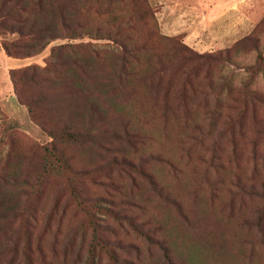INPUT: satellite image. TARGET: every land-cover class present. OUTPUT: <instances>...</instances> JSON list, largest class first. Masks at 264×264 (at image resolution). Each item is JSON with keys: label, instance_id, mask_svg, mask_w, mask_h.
Instances as JSON below:
<instances>
[{"label": "rangeland", "instance_id": "obj_1", "mask_svg": "<svg viewBox=\"0 0 264 264\" xmlns=\"http://www.w3.org/2000/svg\"><path fill=\"white\" fill-rule=\"evenodd\" d=\"M148 1L157 13L155 4ZM247 1L244 13L249 20L244 25L253 24L252 31L257 28L256 41L242 42L232 53L229 64L213 63L209 69L201 66L198 94L188 102L190 110L186 112L177 101L156 97L152 92L141 100L128 96L123 102L134 107H127L120 114L114 107L109 108L105 130L111 132L109 125L118 129L122 116L126 119L131 114L134 127L130 132L140 141L124 143L121 133L117 141L112 134L104 149L95 144L58 145L65 152L68 165L79 172L77 176L68 169L59 170L56 162L57 167L48 171L41 163L44 149L53 145L49 132L58 129L55 122L65 117L50 111L48 116L40 104L28 106L17 97L11 82L14 72L43 68L50 50L29 59H10L0 37V174L24 182L9 190L27 192L20 197L18 205L32 213L28 218V256L24 234L16 223L9 240L0 238V264H169L158 243L167 234L158 230L150 233L152 239L148 237L146 228L140 224L142 219H135L139 211L132 207L136 206L139 194L130 193L147 194L152 215L161 216L166 223L177 227L176 235L183 234L185 225L178 219L174 206L163 205L150 193L149 183L135 171L137 166L146 173L152 172L160 185L184 204L196 227L192 236L198 240V234H203L205 251L212 249L221 254L211 260L212 264H264V200L252 197L251 192L240 194L230 183L238 179L256 190L264 189V0ZM206 4L208 7V0ZM216 15L207 14L206 17L213 18L199 21L198 35L183 36L179 39L181 45L184 43L198 54L215 56L249 35L244 34V28L235 35H226L228 31L223 28L228 24L215 23ZM66 42L58 40L50 47ZM74 43L108 53L118 49L107 40L85 38ZM157 48L162 60L168 61L169 57L164 55L167 46L162 43ZM98 77L100 85L89 91L94 96H99L98 90L105 86V70ZM28 87L33 86L24 83L23 88ZM254 93L260 96L259 101L254 99ZM25 96L31 105L37 97L30 92ZM67 98L59 95L54 105ZM220 100L228 104L235 102L236 107L231 112L232 122L222 130L221 120L217 119V126H213L208 118L210 112L215 113V101ZM77 102L73 93L72 104ZM164 112L169 114L167 118L161 117ZM139 123L141 127H137ZM214 155L220 156L218 160L225 166L221 172L209 164ZM56 160L61 161L60 157ZM70 179L75 180L76 190L84 195L75 194L85 199L72 200L73 203L63 207L67 196L73 193L68 188ZM57 195H62V202L55 208ZM99 195L105 196V212L94 209L92 204L82 205ZM94 216L99 219L98 231L104 240L98 239ZM173 264L180 262L176 260Z\"/></svg>", "mask_w": 264, "mask_h": 264}, {"label": "trees", "instance_id": "obj_2", "mask_svg": "<svg viewBox=\"0 0 264 264\" xmlns=\"http://www.w3.org/2000/svg\"><path fill=\"white\" fill-rule=\"evenodd\" d=\"M256 29L233 48L212 56L198 54L184 43L181 45L179 39L182 40L183 35H164L160 29L156 10L148 0H0V37L7 58L29 59L50 50V57L45 61L43 68L14 72L11 82L17 97L28 106L37 107L40 104L48 116H51L50 111L59 117H65L62 121L55 122L58 129L49 132L54 140L53 145L44 149L41 163L48 171L57 167L56 162L59 164V170L68 169L73 176L80 174L68 165L66 154L60 149L59 144L75 146L95 144L98 148L104 149L105 141L110 142L112 134L114 141H117L121 139V133L123 135L121 141L124 143L128 141L134 144V141H140L136 134L130 132L134 127L131 114L126 119L122 116L118 129L109 125L111 132L105 130L109 108L114 107L120 114L127 107H134L133 104L123 102L125 97L135 96L141 100L145 96L150 97L152 92L156 97L177 101L179 107L182 106L187 112L190 110L188 102L198 94V74L201 66L209 69L213 63H231L232 53L242 42L256 41ZM85 38L111 41L118 46V49L116 52L108 53L93 49L91 45L74 43ZM58 40H67V42L50 47ZM162 43L167 46L164 55L169 57L168 61L162 60L160 49L158 52L157 45ZM103 70H105V86L98 90L99 96H94L89 91L96 90L100 85L98 76ZM163 79L166 80L165 84ZM24 83L33 87L25 90ZM207 85L211 88L212 82ZM140 89L144 93L139 91ZM28 92L37 95L32 105L25 96ZM73 93L76 95V102L78 101L75 104H72ZM59 95L68 98L54 105ZM259 98L260 96L254 93V99L259 101ZM165 105L167 107L166 103ZM168 107L174 109L173 104H169ZM234 109H236L235 102L228 104L225 100L215 101V113L210 112L208 118L213 126H217L221 120L219 129L222 130L232 122L231 112ZM168 116L167 112L161 114L162 118ZM149 125H152L150 121ZM141 126L142 124L139 123L137 127ZM59 157L61 161L58 162L56 159L59 160ZM218 159L220 160V156H211L209 164L217 172H221L220 170L225 166ZM135 171L149 183L150 193H153L160 203L176 208L178 219L185 225L183 234L176 235L179 231L177 227L172 223H166L161 216L152 215L147 194L141 191L130 193L131 196L139 194L140 198L137 199L136 206L132 207L139 211L135 219H142L140 224L146 228L144 231L148 237L151 238L150 233L158 230H164L167 234L162 238L163 242L158 243L159 246L162 245L160 248L169 264H173L176 260L180 264L192 263V260L194 264H212L211 260L215 256H221L212 249L205 251L206 242L203 241L205 240L203 234H198V240L192 236L196 233L194 231L196 227L186 213L184 204L174 198L165 186L160 185L152 172L146 173L140 166H137ZM230 183L240 194L251 192L252 197L264 200V189L256 190L238 179L231 180ZM22 184L24 182L20 179L13 180L0 174V238L9 240L13 226L19 223L28 256L30 252L28 218L32 213L18 205L20 197L27 195V192H23V189L18 190L17 193L9 190L11 186ZM99 185L105 188L103 182ZM68 188L73 193L67 196L63 207L73 203L72 200L84 201V197L75 194L84 195L76 190L74 179L69 180ZM196 194L197 192L193 196ZM60 196L62 195H57L54 200L55 208L62 202ZM91 204L94 209L105 212V196L99 195L82 205ZM98 220L96 216L97 231L100 225ZM98 232V239L104 240L102 233ZM13 249L15 250V246Z\"/></svg>", "mask_w": 264, "mask_h": 264}, {"label": "crops", "instance_id": "obj_3", "mask_svg": "<svg viewBox=\"0 0 264 264\" xmlns=\"http://www.w3.org/2000/svg\"><path fill=\"white\" fill-rule=\"evenodd\" d=\"M158 9L156 13L161 32L166 36H192L198 35L199 21L208 20L207 14H217L214 19L217 24H225L228 33L236 34L241 28L244 34H250L253 24L244 25L249 18L244 13L247 0H151ZM226 22V23H225ZM230 22V23H229ZM251 22V21H250ZM244 26H243V25ZM240 25V26H239ZM222 30V29H221Z\"/></svg>", "mask_w": 264, "mask_h": 264}]
</instances>
